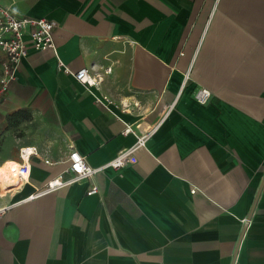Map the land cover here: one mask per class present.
Wrapping results in <instances>:
<instances>
[{
    "label": "crops",
    "instance_id": "obj_1",
    "mask_svg": "<svg viewBox=\"0 0 264 264\" xmlns=\"http://www.w3.org/2000/svg\"><path fill=\"white\" fill-rule=\"evenodd\" d=\"M1 3L57 28L0 99V133L34 115L3 158L39 151L0 209V264H264V0ZM74 149L95 172L28 198L73 178Z\"/></svg>",
    "mask_w": 264,
    "mask_h": 264
},
{
    "label": "built area",
    "instance_id": "obj_2",
    "mask_svg": "<svg viewBox=\"0 0 264 264\" xmlns=\"http://www.w3.org/2000/svg\"><path fill=\"white\" fill-rule=\"evenodd\" d=\"M57 24L47 18L32 17V16H18L10 7L5 6L0 0V54L3 56L2 72L0 75V99L8 92L11 81L15 78V72L18 64L28 54L29 47H34L37 50H45L54 48V32ZM66 69V68H65ZM109 71L110 68H107ZM76 79L85 83L88 87L98 86L100 84V76L94 74L88 67H82L75 72ZM211 91L206 87H201L196 91V99L204 103L208 101L211 96ZM98 101L101 98H97ZM131 130L130 127L125 129L126 132ZM144 138H139L138 143H142ZM135 147L122 150L110 164L115 168L124 166L130 158V154ZM39 151L36 146H22L20 148V172L28 181L31 165V159L38 155ZM70 166L69 169L74 173L72 179L66 180L61 175L47 181L46 184L37 188L31 193L28 198H35L45 194L51 190L58 188L67 183L79 181L83 178L91 176L96 168L90 166L77 149H74L69 154ZM49 163V159H45ZM28 174L25 177L24 174ZM98 190L97 185H93L88 193Z\"/></svg>",
    "mask_w": 264,
    "mask_h": 264
},
{
    "label": "bare ground",
    "instance_id": "obj_3",
    "mask_svg": "<svg viewBox=\"0 0 264 264\" xmlns=\"http://www.w3.org/2000/svg\"><path fill=\"white\" fill-rule=\"evenodd\" d=\"M28 177V174H24ZM25 179L20 172V161L6 158L0 163V195L6 198L13 196L23 187Z\"/></svg>",
    "mask_w": 264,
    "mask_h": 264
},
{
    "label": "rangeland",
    "instance_id": "obj_4",
    "mask_svg": "<svg viewBox=\"0 0 264 264\" xmlns=\"http://www.w3.org/2000/svg\"><path fill=\"white\" fill-rule=\"evenodd\" d=\"M1 75V71H0ZM0 101V108H1ZM1 109H4L3 106ZM0 109V116L2 115V111ZM34 115L32 113H28L26 111H18L13 114L8 115V132L11 133L12 137L20 136L24 132V129H29L28 124L30 123V119H32ZM6 129V130H7ZM6 130H3L0 133V163L3 161V153L5 151V143L6 139ZM9 199L0 195V209L4 208L8 203Z\"/></svg>",
    "mask_w": 264,
    "mask_h": 264
}]
</instances>
